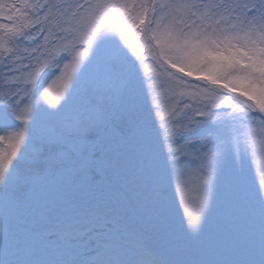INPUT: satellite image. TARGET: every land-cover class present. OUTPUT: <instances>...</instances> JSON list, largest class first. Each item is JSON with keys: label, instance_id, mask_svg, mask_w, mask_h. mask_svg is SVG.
<instances>
[{"label": "snow or ice", "instance_id": "obj_1", "mask_svg": "<svg viewBox=\"0 0 264 264\" xmlns=\"http://www.w3.org/2000/svg\"><path fill=\"white\" fill-rule=\"evenodd\" d=\"M0 264H264V0H0Z\"/></svg>", "mask_w": 264, "mask_h": 264}]
</instances>
